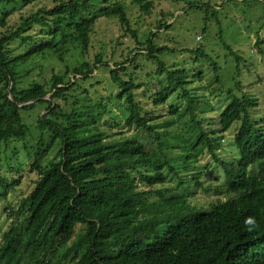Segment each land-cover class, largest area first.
<instances>
[{
    "label": "trees",
    "instance_id": "trees-1",
    "mask_svg": "<svg viewBox=\"0 0 264 264\" xmlns=\"http://www.w3.org/2000/svg\"><path fill=\"white\" fill-rule=\"evenodd\" d=\"M37 1L0 0V145L26 140L30 129L24 123L23 112L37 105H47L48 111L46 117L38 119L41 136L37 145L33 152L27 150L28 158L33 160L31 174L37 178L32 181L30 194L11 212L16 219H23L4 233L0 264H264V115L254 113L258 101L243 93L238 81L234 89L227 90V104L219 115L220 130L227 133L234 124L238 129L235 157L223 158L216 153L220 143H214L196 115L197 99L190 89L195 78L185 68L166 66L161 57L175 51L158 47L153 41L157 33H151L148 41L140 45L142 53L131 60L125 58L111 69V83L117 91L108 101L123 102L128 113L123 127L147 133L156 150L149 151L136 138L126 143L113 142V135L101 120L108 115L107 105L97 104L103 112L95 115L88 113L93 107H76L77 101L71 112H65L58 103L75 98L71 91L80 85L79 80L89 79L104 63L103 55H98L92 64L85 61L74 68L72 73L78 78L73 83L66 81V73L54 75L49 88L36 81L27 88L20 87L23 75L19 66L47 56L63 60L73 49L88 55L91 48L95 19L86 13L95 0H49L50 7L22 15L19 23L10 24L9 8ZM175 1L203 10L192 0ZM132 2L143 14H149L155 6L154 0ZM202 6L207 15L211 10L217 19L216 9L206 3ZM104 11L108 18L117 17L126 33L137 38L123 0ZM205 20L208 22V17ZM217 20L222 27L219 17ZM159 27L170 25L164 22ZM220 40L236 60L239 72L243 58L225 42L222 30ZM256 45L261 47L262 40L257 39ZM180 52L195 55V63L211 61L218 69L202 47ZM140 57L150 68L155 67L154 73H147L144 84L126 67ZM144 89L156 110L174 96L186 102L199 132L189 156L202 151L212 156L224 177L225 191L219 194L226 199H218L205 209L191 202L193 195L168 199L163 191H157L159 199L152 201V188L169 182L167 171L180 175L181 170L171 165L164 152L166 138L152 124L159 116L137 98ZM170 113L177 114V107L172 106ZM58 142L60 158L45 166L44 161ZM24 168L18 162L11 170L21 172ZM202 175L203 172L196 173L191 180L194 185L203 186ZM19 183L0 174V197L6 198Z\"/></svg>",
    "mask_w": 264,
    "mask_h": 264
},
{
    "label": "rangeland",
    "instance_id": "rangeland-1",
    "mask_svg": "<svg viewBox=\"0 0 264 264\" xmlns=\"http://www.w3.org/2000/svg\"><path fill=\"white\" fill-rule=\"evenodd\" d=\"M116 1L95 0L91 10L86 13L89 18L95 19L88 55H84L80 49H73L63 60L56 56L35 58L32 63L18 67L20 75H23L20 87L27 88L36 81L49 88L50 80L54 75L66 73H68L66 81L73 83L78 78L75 79L72 73L74 68L85 61L92 64L98 55H103L104 63L97 66V70L89 79L79 80L80 85L71 91L70 95L75 98H70L68 103L61 100L58 103L65 112H71L77 101L76 107H93L88 113L99 115L103 110L97 104L102 102L108 107V115L101 117L102 125L113 135L115 139L113 142L126 143L136 138L143 141L149 151L156 150L153 147L154 142L147 137V133L123 127L128 117L126 109L122 106L123 102H115L113 99L108 101V99L113 98L117 91L116 86L111 83V69H115L117 63L125 62V58L129 57L131 60L142 53L140 45L148 41L151 33H157V37L153 39L156 45L166 46L175 51L161 57L166 66L172 69L185 68L189 70L188 74L195 78V83L190 87L192 97L197 99L194 103L195 112L207 130L208 136L215 144L216 141L220 143L216 145V153L227 160L233 159L235 157V154L233 155L234 139L238 125L234 124L227 133H222L219 115L227 104L226 92L229 88H235L236 81L241 83L240 88L243 93L258 101V107L254 113L258 116L264 115V2H260L262 0H250L247 3H245L246 0H192L201 4L200 7L203 10H199L191 9L193 6L188 5V2L154 0L155 6L151 12L143 14L132 0H123L131 27L137 32L135 39L126 33L117 17H106L104 9H110ZM205 3L217 10L216 17L217 19L219 17L222 27L219 26L211 10L208 15L206 14L202 6ZM51 5L49 0H39L26 7L13 6L9 8L10 24L19 23L22 15H31ZM207 17L208 22L205 20ZM164 22H167L170 27L163 29L159 27ZM221 30L224 32L225 42L243 58L239 72L236 69V60L221 43ZM257 39L262 40L261 47L256 45ZM200 47L217 63L218 69L211 61L201 60L200 63H195V55L180 52L186 49L196 50ZM260 49L263 50V54L260 53ZM136 66L144 71H139ZM126 67L131 68V73L137 76L140 84L148 81L147 73L155 72V67L150 68L143 57L138 58L132 65L126 64ZM152 85L155 88L158 86L156 81ZM146 90L140 91L137 98L148 110H154L159 116L152 124L166 138L164 152L171 165L181 170L180 175L167 171L169 182L164 186L157 185L152 188L154 192L151 196L152 201L159 199L157 191H163L168 199L193 195L191 202L205 209H209L218 199H226L225 195L219 194V191H225L224 177L216 167L212 156L203 154V151L198 154L193 152L189 156L188 152L193 143L198 140L199 132L192 123L186 102H179L180 99L174 96L164 107L156 110L153 107V100L145 96ZM220 92H224L223 95L220 96ZM172 106L178 109L175 115L170 113ZM22 115L24 123L30 129L26 140H14L13 143L0 145L1 176L20 181L19 185L9 191L6 198L0 197V244L4 233L23 219L22 217L16 219L11 213L12 210L19 208L20 201L30 194L34 187L32 181L37 176L31 174L33 160L28 158L27 150L33 152V148L40 139L38 119L48 115L47 105H37L35 109L23 112ZM14 149H17L16 155ZM60 149L61 143L58 142L44 161L45 166L60 158ZM18 162L23 163L25 168L21 172L11 170V167L16 166ZM199 172H203L200 178L202 187L194 185L191 181Z\"/></svg>",
    "mask_w": 264,
    "mask_h": 264
},
{
    "label": "water",
    "instance_id": "water-1",
    "mask_svg": "<svg viewBox=\"0 0 264 264\" xmlns=\"http://www.w3.org/2000/svg\"><path fill=\"white\" fill-rule=\"evenodd\" d=\"M11 91V90H10Z\"/></svg>",
    "mask_w": 264,
    "mask_h": 264
}]
</instances>
